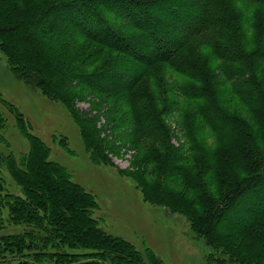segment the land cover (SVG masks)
I'll use <instances>...</instances> for the list:
<instances>
[{
	"label": "trees",
	"instance_id": "trees-1",
	"mask_svg": "<svg viewBox=\"0 0 264 264\" xmlns=\"http://www.w3.org/2000/svg\"><path fill=\"white\" fill-rule=\"evenodd\" d=\"M26 1L27 29L13 39L0 27L1 44L15 45L16 60H24L19 78L34 67L39 86L65 104L84 142L105 163L106 154L119 149L135 151L130 158L136 164L161 163L158 188L173 197H163L164 203L193 216L201 224L197 232L231 262L248 264L254 239L261 248L253 264H264V0ZM22 3L0 0V22L21 11ZM206 60L219 62L220 76L205 69ZM159 64L190 82L176 81L172 89L169 75L156 73ZM79 102L87 106L79 108ZM172 111H179L184 141L160 151L168 134L161 118ZM203 129L216 136L213 149L204 146ZM102 132L109 134L101 138ZM141 139L153 146L141 148ZM30 171L29 178L17 177L23 198L7 203L14 220L40 229L34 238L46 246L49 233L37 214L46 210L54 240L90 246L91 198L48 163ZM3 185L0 180V191Z\"/></svg>",
	"mask_w": 264,
	"mask_h": 264
},
{
	"label": "rangeland",
	"instance_id": "rangeland-1",
	"mask_svg": "<svg viewBox=\"0 0 264 264\" xmlns=\"http://www.w3.org/2000/svg\"><path fill=\"white\" fill-rule=\"evenodd\" d=\"M21 1L19 7L22 10L0 22V27L11 30L13 39L27 29L24 21L29 15L24 10L29 2ZM18 21L21 24L13 28ZM250 23L251 19L246 25L249 39ZM17 52L15 45L3 46L0 39V180L4 184L0 191V264H242L231 262L220 246L197 232L201 224L195 225L193 216L164 203L163 197H169L171 202L173 197L163 186L158 188V182H164L157 173L161 163L147 159L136 164L130 158L135 151L127 149L106 154L109 160L106 163L101 155L97 156L93 147L84 142L81 128L65 104L39 86V79L33 75L36 69L31 66L24 74L26 78H19L25 65L24 60H16ZM184 55L183 50L181 57ZM24 59L26 63L30 60L26 53ZM218 63L206 60L204 66L207 71L220 76ZM167 65L159 64L154 69H158V74L169 75L172 89L176 81L190 82L189 78L164 69ZM228 73L230 75L231 71ZM220 80L224 79L220 77L218 82ZM172 95L170 93L169 97ZM77 106L84 109L87 104L79 102ZM180 115L187 120L186 111L182 110ZM178 118L179 111L161 118L168 134L158 145L160 151L165 149L164 144L182 145L184 137ZM108 134L102 132L100 136L104 138ZM215 138L209 129H203L201 140L205 147L213 149ZM138 145L150 147L153 143L141 139ZM29 163L32 164L27 168ZM41 163L61 169L70 182L91 198L93 208L86 211L87 233L92 231L94 234L89 237L90 246L54 240L50 213L46 210L37 212L42 217L43 232L49 233L45 236L49 238L46 246L34 238L40 229L14 220L17 216L13 217L7 203L23 198V188L17 177L21 172L29 178L30 170ZM167 188L172 192L174 186ZM98 236L105 242L104 247L95 244ZM260 248L258 240L249 241V252L254 258L248 264H253Z\"/></svg>",
	"mask_w": 264,
	"mask_h": 264
}]
</instances>
